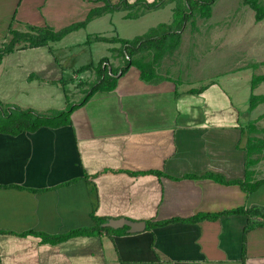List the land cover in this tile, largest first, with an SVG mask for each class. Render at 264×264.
<instances>
[{
    "label": "crops",
    "instance_id": "0c3cea01",
    "mask_svg": "<svg viewBox=\"0 0 264 264\" xmlns=\"http://www.w3.org/2000/svg\"><path fill=\"white\" fill-rule=\"evenodd\" d=\"M163 1L160 6L172 5L174 9V0ZM102 4L95 0H0V41L6 39L14 15L22 23L60 30L85 20ZM117 11H125L126 18L127 10ZM114 12L93 19L86 27ZM230 16L224 14L223 22L231 23L235 32L239 21L234 24ZM263 22L255 19L254 12L249 25L256 30L252 33L250 28L245 35L250 38V53L258 25L264 27ZM95 35L106 36L88 35L85 43L100 42L88 40ZM213 36L224 40L234 35L216 31ZM64 67L51 44L6 54L0 63V87L5 84L23 92L41 89L45 104L37 106L19 96L9 100L10 94L2 96L1 91L0 100L41 113L64 109ZM69 68L73 70L74 65ZM91 70L96 75L95 69ZM91 70L85 71L88 76ZM127 73L117 75L114 90L98 91L77 107L69 125L42 127L16 136L0 133V264H264V225H256L264 218L258 214L176 220L147 229V220L188 219L237 207L258 208L264 213V184L248 193L239 184L215 179L219 176L229 182L245 178V149L250 138L263 143L259 154L253 155L259 158L250 169L255 180L264 179V111L249 122H241L239 111L201 116L195 113L200 107L189 95L206 94L215 81L193 93L190 89L200 87L188 83L178 91L169 83L174 79L167 72L158 71L162 78L148 82L150 86L142 83L141 72L139 79ZM32 74L36 76L30 79ZM253 77L255 90L264 81L254 86ZM127 78H132L133 84ZM144 93L149 97L143 99ZM253 94L264 93L252 92L250 97ZM60 99L64 100L61 106L52 104ZM93 213L144 220L146 229L138 233L129 228L103 231L98 236H78L57 244L43 243L34 234L21 235L28 231L61 234L90 227L95 224ZM249 221L256 226L246 232Z\"/></svg>",
    "mask_w": 264,
    "mask_h": 264
},
{
    "label": "rangeland",
    "instance_id": "374dc122",
    "mask_svg": "<svg viewBox=\"0 0 264 264\" xmlns=\"http://www.w3.org/2000/svg\"><path fill=\"white\" fill-rule=\"evenodd\" d=\"M259 1L264 5V0ZM243 4H245L244 0H216L210 18L196 17L194 26L191 21L184 25L180 48L174 53L166 55L161 60L163 66L157 69L160 74L165 72L170 74L175 83H178L177 80L183 82L182 85H179L181 83L175 84L173 81L169 82L173 83L174 89L178 91L185 88L188 83H193L195 87H201L215 81L216 85L206 91V94L201 96L189 95L191 102L197 103L200 107L195 112L198 115L209 116L219 112L237 113L239 111L241 122L247 120L249 122L252 117L255 118L264 111V104L253 111L249 107L252 92L255 94L264 93V84L255 90L251 86L253 76L264 74V64H261V61L264 60V27L258 25L259 32L255 33V43L251 45L254 47V51L250 53V38L246 39L245 35L247 33L249 35L250 28H252V33L256 30L249 25V21L252 23L254 19L255 11L252 10L251 6H244ZM242 6L244 7L242 8ZM171 7L172 5H164L157 9L147 10L144 15L136 19L123 17L125 11H116L109 16L97 19L88 27L61 41L50 43L55 56L59 60L62 59L66 66L64 68L67 72H63L61 76H64L67 81L69 99L72 102H79L85 96L80 83L93 81L96 77L92 70L89 76L88 73L82 72L83 74L80 75H83V78L79 77L76 70L82 64L93 60L97 65V62L104 55H109V60L111 59L113 64L120 65L123 62V58L117 55V52L113 53L108 49L119 46L118 44L103 42L87 44L85 42L88 35L99 33L106 36L133 39L145 34L150 28L159 26L160 23L172 24L174 17ZM224 14H230L234 24L239 21L237 31L231 30V23L225 24L223 22ZM241 20H245L246 23L241 22ZM216 31L221 35L234 36L222 40L213 36ZM220 41H223L222 44L219 43ZM234 42L237 43L238 47ZM219 45H222L223 48H219ZM248 63H252V65L244 67ZM253 63L257 64L253 65ZM73 65L74 69L72 70L69 67ZM234 69L236 71H233ZM127 72L126 76H135L138 79L140 77L139 68L134 65L129 67ZM127 80L133 84L132 78H127ZM142 83L146 86L151 85L145 81ZM0 91L2 96L6 93L10 94L9 100H14L15 96H19L26 100H32L33 104L37 106H44L45 104L41 97V89L30 88L25 92L14 91L3 84ZM142 97L146 99L149 94L144 93ZM229 97H231L232 102ZM63 101V99L56 100L52 104L61 106Z\"/></svg>",
    "mask_w": 264,
    "mask_h": 264
},
{
    "label": "trees",
    "instance_id": "16d2710c",
    "mask_svg": "<svg viewBox=\"0 0 264 264\" xmlns=\"http://www.w3.org/2000/svg\"><path fill=\"white\" fill-rule=\"evenodd\" d=\"M102 2V5L94 7L87 18L83 21L75 22L60 30H56L49 25L38 26L30 23L20 22L14 15L8 29V35L5 40L0 41V63L3 57L11 52L19 49L33 48L45 46L51 42L62 40L69 33L85 28L93 19L111 13L117 10H127L126 18L136 19L144 15L147 10L156 8L164 4L163 0H95ZM176 5L173 9L174 21L172 24L160 23L157 27L150 28L145 34L136 36L133 39L121 38L119 36H89L88 40L94 39L100 42L116 43L119 46L110 48V51L123 58V62L115 67L109 63V57H103L97 65L93 62H88L79 67L76 72L82 73L91 69H95L96 77L90 82H81L80 86L83 87L85 96L79 102H72L69 99L67 92L68 86L65 77L61 79V83L65 89L67 97V105L62 110H53L49 113H40L31 108H22L16 105L5 104L0 100V133L18 135L22 132H34L42 127L58 128L71 124V114L80 105L85 104L93 94L98 91H112L117 87L118 74L127 72L131 66H136L141 72V78L147 82H155L162 77L158 73L157 66L161 60L168 54L174 53L178 50L182 43V30L184 25L189 21L195 25V18H210L212 15V8L215 0H174ZM245 4L251 6L255 11V19L257 21L264 20V5L259 0H244ZM20 25V26H19ZM21 25L23 29H21ZM152 55V57H151ZM150 56V57H148ZM103 64H105L103 66ZM110 67V69H109ZM36 75L32 74L30 79ZM264 81V75H256L253 77L252 84ZM88 86V87H84ZM206 86L200 88L190 89V92L198 93L205 90ZM264 102V94L251 95L250 109H254L259 103ZM253 124L250 125L252 129ZM256 130V127L253 128ZM263 143L261 139L250 138L246 146L247 159H246V172L245 178L237 179L227 182L222 177H216L218 181L226 184H239L245 192H254L264 184V179L255 180L253 178L254 171L250 169L251 165L255 164L259 157H253L256 153L261 151ZM259 154V153H258ZM158 175L162 174L161 171H152ZM86 177V176H85ZM187 177H195V175H188ZM213 178V177H212ZM258 214L264 218L258 208L237 207L230 210H225L220 213H199L191 218H173L165 221L152 222L147 220V229L153 227L164 226L176 220H190L192 222L205 218H218L223 214H242L249 216L250 214ZM95 224L90 227H79L71 229L68 232L61 234H48L44 232L28 231L21 233V235L34 234L41 238L43 243L57 244L65 242L73 237L78 236H98L103 231H126L128 226L113 229L104 226L110 217H100L93 213ZM256 225H264L259 223ZM254 223L247 224L246 232L256 226Z\"/></svg>",
    "mask_w": 264,
    "mask_h": 264
},
{
    "label": "water",
    "instance_id": "95a60500",
    "mask_svg": "<svg viewBox=\"0 0 264 264\" xmlns=\"http://www.w3.org/2000/svg\"><path fill=\"white\" fill-rule=\"evenodd\" d=\"M120 74H121V71L119 72L118 75ZM104 226L111 227L113 229H118L124 226H128L129 231L131 233H138L146 229V221L133 220L127 217L109 218L108 221L104 223Z\"/></svg>",
    "mask_w": 264,
    "mask_h": 264
}]
</instances>
